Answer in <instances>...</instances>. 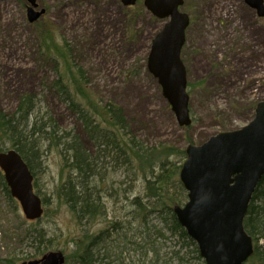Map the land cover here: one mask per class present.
<instances>
[{"label":"rangeland","instance_id":"1","mask_svg":"<svg viewBox=\"0 0 264 264\" xmlns=\"http://www.w3.org/2000/svg\"><path fill=\"white\" fill-rule=\"evenodd\" d=\"M262 1L260 15L255 0L253 6L247 0H184L181 10L189 14L190 25L181 59L193 121L181 126L159 80L148 69L153 40L168 18L155 16L145 0L129 6L122 0H36L35 4L0 0V109L16 112L21 99L33 95L28 129L33 123L37 127L49 123L64 141L78 135L98 166L82 188L103 206L94 218L78 219L58 201L56 187L77 173L67 167L71 158L63 146L36 135L40 153L33 160L35 190L49 201L41 217L30 220L21 203L12 204L0 189V258L4 261L0 264H10L6 259L11 258L15 264L39 260L52 251L64 253L63 264H82L75 251L79 243L90 241L95 255L91 264H198L195 246L173 229L169 210L188 201L180 171L156 202L147 198V180L153 179L152 170H161L163 158L170 168L182 165L186 157L181 150L220 132L239 130L255 118L258 103L264 101ZM29 7L44 13L30 22ZM78 68L88 85L81 80L74 84ZM60 75L62 84L75 92L76 86H84L85 95L74 96L84 107H90L89 99H99L100 107L109 101L122 107L130 136L147 148L154 169L132 155L125 162L124 156L115 157L111 147L98 146L69 101L54 88ZM90 113L102 133L111 132L101 115L93 109ZM127 136L118 138L128 143ZM5 147L11 148L9 143ZM165 147L174 152H164ZM80 181V176L74 178ZM140 200L143 205L152 201L143 208ZM35 229L45 234L41 252L32 241ZM27 232L30 238L20 242V235Z\"/></svg>","mask_w":264,"mask_h":264},{"label":"water","instance_id":"2","mask_svg":"<svg viewBox=\"0 0 264 264\" xmlns=\"http://www.w3.org/2000/svg\"><path fill=\"white\" fill-rule=\"evenodd\" d=\"M35 4L36 0H28ZM137 0H122L126 6ZM253 6V0H247ZM262 15V0H255ZM183 0H145L146 7L161 19L170 18L155 36L148 69L159 80L181 126L192 123L186 67L181 59L189 15L180 11ZM44 13L28 8L34 22ZM180 180L188 202L175 214L190 237L197 241L206 264H244L253 255V239L244 229L253 194L264 175V101L255 118L235 131H224L204 143L186 148ZM0 168L11 193L20 200L25 216L41 217L42 198L33 187V174L22 155L0 153ZM62 252L22 264H63Z\"/></svg>","mask_w":264,"mask_h":264},{"label":"trees","instance_id":"3","mask_svg":"<svg viewBox=\"0 0 264 264\" xmlns=\"http://www.w3.org/2000/svg\"><path fill=\"white\" fill-rule=\"evenodd\" d=\"M66 50L67 53L71 55L70 59L72 62L73 57L71 49H69L67 46ZM53 60L54 62L56 61V64L59 63L58 58H53ZM73 63L75 64V62ZM76 73L77 70L74 71L73 75V78L75 79L74 84L78 80H81L83 84L88 85L83 71H79L78 68L79 77L76 76ZM61 81L62 79L60 75L59 79L55 81L54 88L57 89L66 100L69 101L70 107L75 112H77L80 118L84 121L86 131L88 132L90 138H92L98 146H105L106 148L111 147L114 151L112 152L115 154V157H117L116 154L118 156L121 155L120 157L124 156L123 161L125 162H127L130 158V155H132L134 158H139L142 164L148 163L146 167L154 169L153 163L155 161H150L149 157L147 156V148L141 143L139 144L133 141V137L130 136L131 132L128 128V120L122 107L110 101L105 104L104 107H100L99 105L102 104L99 99L96 101L89 99L90 107L86 108L74 100V96L77 93L85 95L84 86H76L77 92H75L68 84L63 85ZM34 104L35 100L33 95H25L19 102L16 112L7 113L0 109V153L7 150L5 144L9 143L11 148H15L22 155L33 172V160L35 157L38 158L40 153V146L34 140L36 135L46 137L51 143L56 146L58 145V147L63 146V148L69 152L71 158V162L69 161L67 167L71 168L72 170H76L77 175L76 177L73 176V178L72 176L68 175L69 179L64 181L61 186L56 187L55 192L58 201L67 204L72 210L73 214L78 217V219L83 217L94 218L98 213H100L103 206L98 201V198L92 197L86 189L82 188V184L87 181V177H90L92 174H94V172L97 173V162H94V158L96 157L91 156L88 153V150L83 148L78 135H76L74 139H66V141H64L63 138L65 137L59 135L55 130V127L49 123H43L39 127L36 126L37 123H33L31 128L28 129L27 123L32 115ZM102 108H104V111H102ZM90 109H93L96 111V113L101 115V120L104 119L105 122L104 123L102 121L101 125L105 126L104 124H106L107 126L105 127L111 132L104 130V133H102L101 129H98L99 125H97L95 118L92 117ZM45 128H49L50 130L45 131ZM123 134H128V143H125L123 139H119L120 137L123 138ZM63 150L64 149H62V151ZM164 152L173 153L174 150L172 147H165ZM181 153L186 157L185 150H181ZM163 159L164 160H162L163 162L160 168L161 170L158 173H156L155 170H152L151 174H154L153 179L147 180V198H151L155 202L158 201L157 198H162L164 196V192L170 186L171 181H173V177L178 176L177 174L182 167V165L178 166L172 164V168H170V165H168L166 161L167 159ZM79 176L81 181L79 183L74 182V178H79ZM34 187H36L35 184ZM0 189L8 196V199L12 204L17 203V201L10 194L1 169ZM37 193L39 194V192ZM42 199L45 204L49 201L47 197H42ZM149 202L143 205L142 201L140 200L139 205L143 206L144 208L146 204H149ZM155 202L152 203L154 204ZM177 202L178 204L180 203L179 201ZM169 210L171 211L173 218V229H175V231L178 232L182 237L188 238L190 244L196 247H194V251L196 253L195 258L198 260V264H204L205 261L200 255L197 243L188 237L186 230L176 219L173 209L169 207ZM244 226L248 234L254 239L255 243V253L245 264H264V176L253 195L248 214L244 220ZM34 232H36V234L35 237L32 238V241L34 244H37V251L41 252L42 242L45 240V234L43 233V229H35ZM20 237H23V239H20V242L24 241L26 238H30V233L27 232L25 235L21 234ZM260 240L262 244H260ZM91 245L92 241H90L89 244H78L79 248H77L75 251L78 256L75 258L82 264H91V261L95 256L94 254H91ZM6 261L10 264H15V261L12 258L6 259ZM1 262L4 261L0 258V263Z\"/></svg>","mask_w":264,"mask_h":264},{"label":"bare ground","instance_id":"4","mask_svg":"<svg viewBox=\"0 0 264 264\" xmlns=\"http://www.w3.org/2000/svg\"><path fill=\"white\" fill-rule=\"evenodd\" d=\"M137 2V1H136ZM169 102V101H168ZM258 105H259V103H258ZM258 105H257V108H258ZM257 108H256V111H257ZM9 150H15V151H17L15 148H9V149H7L5 152H7V151H9ZM18 152V151H17ZM28 164V163H27ZM29 166V165H28ZM30 168V167H29ZM31 170V169H30ZM31 172H32V170H31ZM32 174H33V172H32ZM33 177H34V174H33ZM8 186V185H7ZM9 188V187H8ZM9 191H10V194H11V196L18 202H20V200L17 198V197H15L12 193H11V190L9 189ZM44 201L42 200V202H41V206H42V209H43V212H44V208H45V206H44ZM37 221V220H36ZM244 229H245V226H244ZM245 231H246V229H245ZM246 233L248 234V232L246 231ZM249 235V234H248ZM250 236V235H249ZM251 238H252V236H250ZM253 239V238H252ZM56 252H62V251H52V252H48V254H45V255H50V254H53V253H56ZM63 253V252H62ZM255 253V243H253V254ZM44 255V256H45ZM63 255H64V253H63ZM200 255H201V252H200ZM43 257V256H42ZM201 257L204 259V257L201 255ZM64 259H66V256L64 255ZM204 261H205V259H204ZM30 262V261H29ZM22 263H24V262H22ZM21 263V264H22ZM28 263V262H27ZM204 264H206V263H204Z\"/></svg>","mask_w":264,"mask_h":264}]
</instances>
